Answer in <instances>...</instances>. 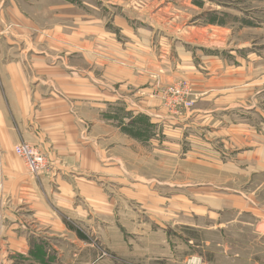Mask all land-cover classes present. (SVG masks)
<instances>
[{"label":"crops","instance_id":"crops-1","mask_svg":"<svg viewBox=\"0 0 264 264\" xmlns=\"http://www.w3.org/2000/svg\"><path fill=\"white\" fill-rule=\"evenodd\" d=\"M248 1L179 0L172 13L171 0L158 8L104 0V15L95 16L91 0H0V223L12 248L37 235L34 224L62 234L64 215L86 216L77 197L106 200L93 173L109 167L116 181L130 174L125 160L134 148L127 147L142 144L124 130L143 131L144 143L155 141L158 125L168 136L171 121L153 96L157 77L192 81L200 97L186 117L235 112L249 119L227 127L213 119L212 135L236 150L228 151L232 161L264 169V126L252 115L264 103L254 102L264 97V18H254ZM21 142L47 155V171L30 173L15 153ZM228 197L227 207L244 205Z\"/></svg>","mask_w":264,"mask_h":264},{"label":"rangeland","instance_id":"rangeland-1","mask_svg":"<svg viewBox=\"0 0 264 264\" xmlns=\"http://www.w3.org/2000/svg\"><path fill=\"white\" fill-rule=\"evenodd\" d=\"M129 1L134 8L147 7L148 2H155L158 8L164 0ZM246 3L258 14L254 18H264V0ZM91 4L95 16L104 15V0H91ZM171 4L172 13L181 6L179 0H171ZM63 24L68 25L67 30L73 25ZM159 79L153 96L160 99L171 121L168 136L158 125L155 141L144 143L149 136L143 131L124 130L142 142L127 147L134 148L125 160L130 163V174L116 181L109 167H104V174L94 172L93 180L106 200L90 201V209L88 200L77 197L76 203L85 204L87 214L64 215L66 231L62 234L34 224L37 235L30 236L19 251L12 248L14 242L7 240L10 233L3 232L0 223V264H189L192 258H198L200 264H264V169L248 159L232 161L234 155L228 151L236 150L212 135L213 119L227 120L224 127L229 121L249 119L235 112L186 117L200 97L192 81L176 78L166 83ZM263 98L254 102L260 104ZM259 110L252 114L257 127L264 126L260 119L264 103ZM29 144L46 156L47 171V155ZM216 148L218 152L221 148L220 156ZM133 171L138 174L133 176ZM139 180L146 182L149 190L136 191L133 187ZM230 195L240 196L244 205L227 207ZM106 206H111V213ZM4 226L11 227L8 223Z\"/></svg>","mask_w":264,"mask_h":264},{"label":"built area","instance_id":"built-area-1","mask_svg":"<svg viewBox=\"0 0 264 264\" xmlns=\"http://www.w3.org/2000/svg\"><path fill=\"white\" fill-rule=\"evenodd\" d=\"M174 92V90L172 89ZM180 93V89L176 88L175 92ZM191 104V103H188ZM16 154L25 162L29 171L32 174H40L46 170L47 159L46 156L41 153L38 149L30 145L29 143L23 142L15 147ZM197 261V264H200V260L197 258H192L189 264H195L194 261Z\"/></svg>","mask_w":264,"mask_h":264},{"label":"bare ground","instance_id":"bare-ground-1","mask_svg":"<svg viewBox=\"0 0 264 264\" xmlns=\"http://www.w3.org/2000/svg\"><path fill=\"white\" fill-rule=\"evenodd\" d=\"M194 263L197 264V261L195 260Z\"/></svg>","mask_w":264,"mask_h":264}]
</instances>
